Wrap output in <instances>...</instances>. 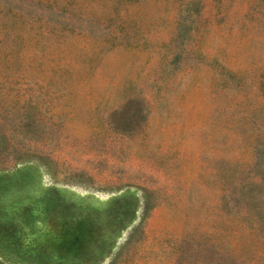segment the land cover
Here are the masks:
<instances>
[{
    "label": "rangeland",
    "instance_id": "rangeland-1",
    "mask_svg": "<svg viewBox=\"0 0 264 264\" xmlns=\"http://www.w3.org/2000/svg\"><path fill=\"white\" fill-rule=\"evenodd\" d=\"M264 264V0H0V264Z\"/></svg>",
    "mask_w": 264,
    "mask_h": 264
},
{
    "label": "trees",
    "instance_id": "trees-1",
    "mask_svg": "<svg viewBox=\"0 0 264 264\" xmlns=\"http://www.w3.org/2000/svg\"><path fill=\"white\" fill-rule=\"evenodd\" d=\"M7 264H11V263L7 262Z\"/></svg>",
    "mask_w": 264,
    "mask_h": 264
}]
</instances>
